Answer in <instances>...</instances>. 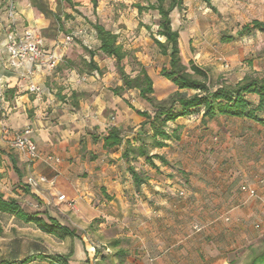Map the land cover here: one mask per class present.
I'll return each instance as SVG.
<instances>
[{"label": "crops", "instance_id": "0c3cea01", "mask_svg": "<svg viewBox=\"0 0 264 264\" xmlns=\"http://www.w3.org/2000/svg\"><path fill=\"white\" fill-rule=\"evenodd\" d=\"M15 1L18 30L32 26L40 32L48 26L49 18L30 0ZM73 1L79 3L76 7L90 3ZM203 1L212 10H216L215 2L233 4L235 19H244V24L253 19L264 23V0ZM96 2L98 18L106 21L108 16L111 22L104 27L118 34L124 49H133L153 82L145 24L140 18L125 19L115 0ZM120 23L123 29L118 28ZM244 24L236 33L244 32ZM8 25L5 4L0 0V194L14 199L25 211L55 218L74 229L75 235L60 238L32 222L0 212V264L250 263L264 247V112H256L261 119L256 121L228 115L202 120V111H194L167 122L166 130L176 139L152 147L151 130L141 124L145 118L136 111L152 114L150 104L131 89L121 96L113 90L111 96L108 90L103 91L100 82L108 86L110 76H116L113 58L104 65L96 53L93 55L106 72L101 77L95 72L100 81L94 83L91 96L79 95L75 100L68 87L73 86L77 74L62 81L59 94L54 88L59 78L54 75L56 68L24 79L9 67L5 47ZM92 34L83 44L98 52L95 31ZM226 35L232 38L222 40L223 44H238L234 33ZM43 38L60 61L64 54L69 58L75 55L70 44H61V39ZM200 47L204 53L211 49L203 41ZM160 69L158 79L166 80ZM30 85L40 90L31 91ZM115 85H121L118 77ZM245 98L251 107L258 103L256 94L248 93ZM2 126L10 131L31 126L28 135L38 157L27 161L11 146V135L3 134ZM112 126L120 130L121 142L106 149L104 134ZM140 147L149 155H162L166 163L152 158L151 166L146 155H139ZM131 169L144 178L142 182H134ZM30 175H43L46 180L32 187L27 183ZM242 185L254 189L255 194L241 190ZM59 194L72 200V205L58 200ZM53 255L64 259H53Z\"/></svg>", "mask_w": 264, "mask_h": 264}, {"label": "trees", "instance_id": "16d2710c", "mask_svg": "<svg viewBox=\"0 0 264 264\" xmlns=\"http://www.w3.org/2000/svg\"><path fill=\"white\" fill-rule=\"evenodd\" d=\"M56 2H65L69 7L73 8L79 5L73 0H56ZM30 3L46 17L49 13L53 17L55 16L54 11H51L44 0H30ZM90 3L93 7V12H95L96 0H90ZM134 7H136L138 14L148 10H155L158 14L157 30L155 33H150V37L159 53L168 57L167 64L160 69V75L170 80L176 87V90L165 100H156L152 95L153 82L151 77L145 67L134 56L131 57L129 51L124 49L123 45L118 42V34L105 28L97 20H90L89 22L95 31L99 43L95 50H98L100 54L106 57L114 59L115 70L121 80V85L112 89L114 94H120L121 91L126 89H136L138 95L154 109L152 114L145 110L136 109L137 113L145 118L141 124H147L151 130L150 145L152 147H163L166 145V140L170 138L176 139L177 136L174 133H169L166 130L167 122L194 111H202V120L205 118L210 119L217 115L247 117L256 121L261 120L256 112H264V75L260 77L245 76L234 84L221 83L216 87H212L208 82L206 69L191 60L187 64L182 62L178 45V30L172 28L169 16L174 8L183 9L182 0H154L153 2L148 0L144 5L139 2L135 3ZM66 16L70 17L71 15L67 14ZM139 24L143 25L141 22ZM144 26L148 29L150 28L148 25ZM252 29L264 34V23L253 19L241 27V31ZM160 38H163V40ZM231 38L230 35H226L222 40L230 41ZM87 52L90 56L87 62V71L96 70L101 73V69L93 60L95 52L93 50H87ZM131 59L136 61L139 67L134 76H130L125 70V66L130 63ZM73 66V61L68 60L66 67L73 68ZM188 91L192 93H188ZM248 93L258 96V103L255 107H251L250 102L245 98ZM71 96L76 98L77 93L72 91ZM120 142V130L114 126L110 127L104 134L103 147L109 149ZM126 154L127 152L124 153V155ZM139 155H146V162L151 166H154L152 158H158L161 162L166 163L162 155L156 153L149 155L145 147L139 148ZM131 174L136 184H139L144 179L133 169H131ZM0 212L12 214L24 222H32L41 231L60 238L75 235L74 229L59 223L55 218L45 214L46 218L44 219L40 216L41 212L25 211L14 199H4L1 194ZM52 258L60 261L64 259L61 255H53ZM28 260L29 258L24 259L23 262ZM259 263L264 264V247L252 256L249 264Z\"/></svg>", "mask_w": 264, "mask_h": 264}, {"label": "rangeland", "instance_id": "374dc122", "mask_svg": "<svg viewBox=\"0 0 264 264\" xmlns=\"http://www.w3.org/2000/svg\"><path fill=\"white\" fill-rule=\"evenodd\" d=\"M44 1L47 6L54 11L55 16L53 17L51 13L47 15L49 18V24L44 29H40L42 36L62 39L64 35H67L71 31L79 28L84 30V34L82 36H77L75 41L69 45L70 49H72L75 54L71 56L72 59L64 54L56 67L54 75L59 78L54 88L60 90V94L61 88L64 87L61 84L64 79L72 74H86L88 76L86 80L77 85L73 82V86H69L68 91H76V97L82 95L88 98L95 92L93 85L94 83L99 84L100 78L98 76L101 77V74L106 72V67L103 66L101 73L96 70L91 72L87 71V62L90 59L87 50L93 49L84 46L83 41L85 38H89L93 35L92 32L94 29L90 25V20H97L105 25L107 22L111 23L108 20L109 17H106V21H101L96 14V10L93 12L91 3L85 7L73 8L69 7L65 2L58 3L56 0ZM147 1L148 0H127L123 2L122 0H115V3H117L116 8L119 11V14L125 19L134 20L140 18V21L150 27L149 29L144 27V30H146L145 35L150 39V49L147 57L149 60L148 68L153 77L152 95L156 100L161 101L167 99L176 88L170 80L158 79L159 69L161 66L167 64L168 61V57L157 54L159 51L150 37V33H155L157 30L158 14L155 10H148L138 14L134 7L137 2L146 4ZM150 1L153 2L154 0ZM182 3L184 6L183 9L179 10L174 8L169 16L172 28L178 30V45L183 63L187 64L188 61L191 60L206 69L208 82L212 87H216L220 83L233 84L245 76L260 77L264 75V35L255 30L244 31L242 34H239L238 32L236 33V30L245 23V20L235 19L236 11L233 10V4L220 5L218 2H215L216 10H212L203 0H182ZM96 5L98 6L97 2ZM100 11L102 10L99 9L98 12ZM67 14L71 16L67 17ZM117 26L121 29L124 28V24L122 23ZM226 33H234L238 44H223L222 37H224ZM202 41L203 43L206 42L211 48L208 53L201 52L202 47H200V43ZM128 51L131 54V57H133V49H129ZM94 52L96 53V59H98L101 64L106 65L112 61V57H106L99 52ZM68 60L73 61V68L66 67ZM138 68L136 61L133 59H131L130 63L125 66V70L130 76H134ZM132 69L134 70L131 71ZM95 72L98 73V76ZM116 77L119 78L117 73L116 76H110L108 86H105L103 85V82H100L104 87L103 91L108 90L107 93L110 96L113 95L112 89L116 87ZM58 82H60V84H58ZM88 88L91 90H86ZM131 91L137 90L131 89ZM123 92L124 91L120 92L119 96H121ZM188 93L192 92L188 91ZM150 108L151 111H154L151 105ZM259 115L261 116V114ZM78 232H82V230H78Z\"/></svg>", "mask_w": 264, "mask_h": 264}, {"label": "built area", "instance_id": "2783aa9c", "mask_svg": "<svg viewBox=\"0 0 264 264\" xmlns=\"http://www.w3.org/2000/svg\"><path fill=\"white\" fill-rule=\"evenodd\" d=\"M5 4L7 17L9 19L7 39L5 43L9 67L15 70L20 78H30L42 71H53L59 61V55L52 49L48 48L45 39L38 29L32 26H26L21 30L16 26V1L15 0H2ZM84 30L79 28L73 33L64 35L61 39V44L69 45L74 42L76 36H80ZM86 74L77 75L75 82L79 83L87 79ZM31 91H39L40 87L37 85H30ZM33 130L31 126H25L19 131H10L6 126H2L1 132L5 135L10 134V144L12 147L18 149L27 161H33L38 157L36 145L29 137V133ZM60 157H56V161H60ZM46 179L43 175L28 176L27 183L32 187H37L41 182ZM241 190L248 192L249 195H254V189L242 185ZM58 200H64L68 205H72V200L66 199L64 194L57 196ZM197 229L196 226H194Z\"/></svg>", "mask_w": 264, "mask_h": 264}]
</instances>
